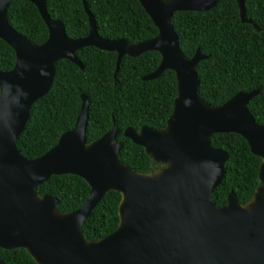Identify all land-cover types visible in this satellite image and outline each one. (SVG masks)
Listing matches in <instances>:
<instances>
[{"label":"water","instance_id":"95a60500","mask_svg":"<svg viewBox=\"0 0 264 264\" xmlns=\"http://www.w3.org/2000/svg\"><path fill=\"white\" fill-rule=\"evenodd\" d=\"M12 1L0 0V38L16 53L14 67L0 71V248H25L38 264H264V123L248 107L263 88L239 91L220 105L207 103L200 96L196 70L207 56L200 48L186 56L171 24L177 11H208L220 0H139L159 31L139 42L101 36L87 1L89 32L71 38L63 21L49 15L46 0H29L49 30L41 44L10 24ZM237 2L242 21L248 22L245 0ZM86 46L117 53L115 77L125 55L148 51L159 52L161 61L144 80L168 69L176 73L177 96L166 126L124 130V136L163 164L157 170L137 172L120 159L123 142L116 119L108 132L87 142L86 94L74 128L55 146L34 159L20 151L18 138L33 104L51 89L56 64L68 59L84 68L77 51ZM218 132L242 135L262 158L260 185L246 204L234 191L225 204L213 198L229 159L226 150L211 144ZM54 174H76L90 184L77 209L61 211L57 197L39 194V186ZM110 190L122 195L118 227L88 240L83 225Z\"/></svg>","mask_w":264,"mask_h":264},{"label":"trees","instance_id":"16d2710c","mask_svg":"<svg viewBox=\"0 0 264 264\" xmlns=\"http://www.w3.org/2000/svg\"><path fill=\"white\" fill-rule=\"evenodd\" d=\"M95 16L101 36L129 42L155 37L159 31L139 0H46L49 15L63 21L71 38L88 34L89 17L84 2ZM248 22H243L237 0H220L208 11H177L171 24L179 36L180 47L188 57L197 49L207 58L196 70L200 96L211 105H220L239 91L262 87L248 107L258 123H264V0H245ZM10 24L35 44L45 42L48 27L37 6L29 0H13L8 8ZM84 68L68 59L56 64L54 82L49 92L31 107L18 147L29 159L37 158L55 146L60 136L74 128L82 106V94L89 98L87 142L112 126L120 128L123 142L120 159L137 172L150 173L163 164L156 162L143 146L124 136L125 128L142 126L163 128L173 112L177 96V78L173 70L158 78L144 80L155 71L161 55L148 51L137 57L125 55L117 69L116 52L86 46L77 51ZM16 53L0 38V71L14 67ZM211 144L229 153L226 174L213 191L218 205L228 201L231 191L242 204L248 203L258 186L262 158L255 155L247 140L234 132H218ZM90 184L76 174L52 175L39 186V194L59 199V209H77L87 199ZM122 195L110 190L83 225L88 240H99L117 229L118 207ZM5 264H38L25 248H0Z\"/></svg>","mask_w":264,"mask_h":264},{"label":"flooded vegetation","instance_id":"af4514ba","mask_svg":"<svg viewBox=\"0 0 264 264\" xmlns=\"http://www.w3.org/2000/svg\"><path fill=\"white\" fill-rule=\"evenodd\" d=\"M113 123H114V121H113ZM39 190V189H38ZM50 195V194H49ZM42 196V195H41Z\"/></svg>","mask_w":264,"mask_h":264}]
</instances>
